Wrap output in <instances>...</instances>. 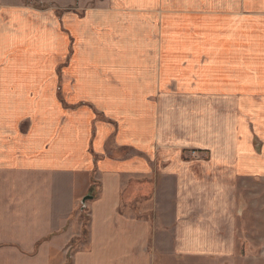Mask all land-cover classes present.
<instances>
[{
  "label": "crops",
  "instance_id": "0c3cea01",
  "mask_svg": "<svg viewBox=\"0 0 264 264\" xmlns=\"http://www.w3.org/2000/svg\"><path fill=\"white\" fill-rule=\"evenodd\" d=\"M76 3L0 0V264L226 259L264 178V0Z\"/></svg>",
  "mask_w": 264,
  "mask_h": 264
},
{
  "label": "rangeland",
  "instance_id": "374dc122",
  "mask_svg": "<svg viewBox=\"0 0 264 264\" xmlns=\"http://www.w3.org/2000/svg\"><path fill=\"white\" fill-rule=\"evenodd\" d=\"M20 1L25 5L32 6L44 12V14L55 13L54 9L57 8H60L59 11H66L70 9V6L77 5V0ZM82 1L88 3V5H92L97 0ZM258 140H260V138L254 136L255 147L260 146L258 145ZM238 195L240 204L238 205V218L236 220V237L233 239L234 252L226 254L227 258L224 260L207 255L200 256V260L197 262H194L192 259L182 261L180 257H177L176 260L179 262L174 261L173 264H264V178H261V180L257 177L253 178L251 187L245 184L239 189ZM84 216L85 214L81 216L83 223L82 229H84L85 226V231H87L86 218H84ZM82 229L80 236L75 239L76 246L79 242L86 240L87 235L82 238ZM230 239L232 240V238ZM73 243L75 242H71L74 246ZM70 260V255H68L65 264H70Z\"/></svg>",
  "mask_w": 264,
  "mask_h": 264
},
{
  "label": "water",
  "instance_id": "95a60500",
  "mask_svg": "<svg viewBox=\"0 0 264 264\" xmlns=\"http://www.w3.org/2000/svg\"><path fill=\"white\" fill-rule=\"evenodd\" d=\"M92 197L91 196H85V197H83L82 199H81V205H82V207H84L85 206V203H86V201L88 200V199H91Z\"/></svg>",
  "mask_w": 264,
  "mask_h": 264
},
{
  "label": "trees",
  "instance_id": "16d2710c",
  "mask_svg": "<svg viewBox=\"0 0 264 264\" xmlns=\"http://www.w3.org/2000/svg\"><path fill=\"white\" fill-rule=\"evenodd\" d=\"M83 225V224H82ZM83 228V227H82ZM87 231H85V226H84V229H82V238L83 237H85V235H87V233H86ZM81 239V238H80ZM74 242H76V240L74 241Z\"/></svg>",
  "mask_w": 264,
  "mask_h": 264
}]
</instances>
